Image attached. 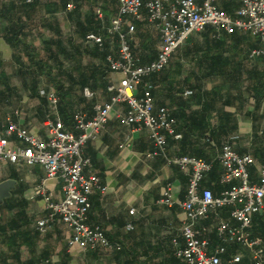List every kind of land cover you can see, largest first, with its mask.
Masks as SVG:
<instances>
[{
	"label": "crops",
	"instance_id": "0c3cea01",
	"mask_svg": "<svg viewBox=\"0 0 264 264\" xmlns=\"http://www.w3.org/2000/svg\"><path fill=\"white\" fill-rule=\"evenodd\" d=\"M28 2L36 4L32 7ZM90 3L94 4V12L99 5L105 11L103 20L95 13L101 22L99 34L105 39L104 47L97 45L107 54L118 56L117 41L107 30L118 2L85 0L83 15L89 12L90 9L84 8ZM215 3L236 16L242 0H215ZM49 4L56 8L53 12L47 11ZM70 4L75 7L71 0L68 9H72ZM19 18L22 20L16 25ZM49 23L53 25L49 27ZM54 25L59 27L60 35ZM124 28L143 63L157 57L160 34L146 13L141 19L128 16ZM12 29L22 39L16 49L4 37L14 32ZM74 30L62 0H0V133L8 128L10 119L20 128L48 138V100L41 95L42 88L54 89L59 94L60 116L66 127L77 133L73 118L76 112L90 119L96 103L110 102V86L117 85L122 75L110 71L106 58L91 55L96 43L79 38ZM66 37H73V41ZM48 39H61L64 46L67 39L69 49L81 47L85 54L80 65L87 67L89 73L91 68L98 67L99 73L86 86L94 92L93 97L85 95L86 87L82 89L79 84L76 70L70 77L59 75L62 68L57 70L56 77L64 88L62 98L54 84L49 81L42 84L47 82L44 75L40 76L39 88L33 86L35 77L20 68L23 62L29 64L23 48L32 45L40 58L51 61L43 55ZM261 45L259 38L238 28L229 32L208 26L187 38L165 71L148 78L154 84L155 108L168 107L176 118V131L181 134L179 139L167 135L164 153L153 154L156 146L148 128L122 124L120 116L129 107L126 102L114 105L99 137L88 141L84 152L91 158V164L86 170L99 175L107 186L105 192L90 195L88 222L101 226L111 241L121 243L123 248L119 251L102 247L83 250L71 244L72 232L60 217L46 231H41L38 221L48 214L47 198L58 201L63 196L61 181L46 180L45 169L39 164L0 162V183L15 181L11 195L0 203V264H179L174 239L183 243L181 228L186 215L180 202L186 197L188 177L168 158L192 155L211 162L212 168L203 184L219 196L232 185L221 181L223 167L218 158L222 145L230 142L240 154L255 158L251 174L252 180L258 182L257 170L264 163V57L254 58L251 51ZM65 58L59 52L56 67L73 70L75 62ZM65 113L69 115L67 118ZM18 142L13 133L10 144ZM40 185L44 186L45 195L36 194ZM168 185L173 206L160 202ZM230 211V206L217 209L202 221L200 227L206 230L200 235L212 247L221 243L216 227L221 219L229 218ZM260 217H254V238L264 237L257 230ZM129 224L133 228H128ZM230 248L233 251L226 255ZM227 252L228 259L236 253L243 254V264L252 257L249 249L235 241L227 244Z\"/></svg>",
	"mask_w": 264,
	"mask_h": 264
},
{
	"label": "built area",
	"instance_id": "2783aa9c",
	"mask_svg": "<svg viewBox=\"0 0 264 264\" xmlns=\"http://www.w3.org/2000/svg\"><path fill=\"white\" fill-rule=\"evenodd\" d=\"M116 1L118 10L107 30L117 41L118 56L110 52L106 60L110 71L118 72L122 77L117 85L110 86L114 92L110 102L96 103L95 114L90 119L84 113L76 112L73 118L77 133L69 130L60 116L59 94L54 89L42 88L40 93L48 100V138L22 129L10 119L8 128L0 133V162L39 164L45 169L46 180L57 179L62 183L63 196L58 201L47 198L48 214L38 221L39 229L46 231L60 217L72 232L71 244H77L83 250L102 247L119 251L123 248L121 243L111 241L101 226L88 222L90 195L97 191L105 192L107 186L102 184L99 175L87 172L91 158L85 155L84 149L88 141L99 137L114 105L126 102L129 107L120 116L122 124L148 128L156 146L153 154L164 153L168 144L167 135L179 139L181 134L176 131L177 121L170 109L166 106L155 108L154 84L148 78L167 69L188 37L204 31L208 26L229 32L238 28L261 41L262 45L254 48L251 56L264 57V0H242L236 16L221 10L215 0ZM72 7L70 4L69 8ZM95 13L99 19L105 18L102 6H97ZM144 13L161 39L157 57L148 63H143L135 53L130 34L124 28L128 16L141 19ZM86 40L101 47L105 44L104 37L95 32L89 33ZM84 93L88 97L94 96L88 87ZM13 133H16L19 142L11 145L10 136ZM218 158L223 167L221 181L232 183L219 196L203 184L212 168L211 162L192 155L168 158L169 163L177 164L188 177L186 197L180 202L186 215L181 228L183 243L174 239L179 264H222L227 244L232 241L249 249L252 257L244 264H264V237H253L254 217L260 215L264 219V163L257 170L258 182H254L251 166L255 165V158L251 154H240L230 142H226ZM171 190V185H168L161 203L174 205ZM36 194H46L43 185L37 188ZM226 206L231 207L230 216L221 219L216 227L221 243L212 247L210 241L200 235L202 230H206L200 227L201 223L213 211ZM128 228L133 226L129 224ZM227 264H243V254L236 253L227 260Z\"/></svg>",
	"mask_w": 264,
	"mask_h": 264
},
{
	"label": "trees",
	"instance_id": "16d2710c",
	"mask_svg": "<svg viewBox=\"0 0 264 264\" xmlns=\"http://www.w3.org/2000/svg\"><path fill=\"white\" fill-rule=\"evenodd\" d=\"M70 2H71V0H62V6H63V9L66 11L67 18L71 21L72 24H74V27H75L74 33L79 38H84V39H86V36L91 32L99 33L100 28H101V22L99 19H97L95 12L92 8L94 6V4L90 3L89 12L86 13L85 15H83L81 12V8L84 5L85 0H73L75 7L72 9H68V5ZM28 4H30L32 7H34V5L36 3L28 2ZM55 9L56 8L54 7L53 4H49L47 7L48 12H53ZM17 20L18 21H16V25H19L20 24L19 22L22 19L19 18ZM52 25L53 24L49 23V27H51ZM53 29L57 33L60 32L59 27L56 25L53 26ZM12 31H14V32H12L11 34H5L4 37H5V40L11 46H13L16 49L22 44V39H20V37H19L20 36L19 32H15L16 30H14V29H12ZM60 34L61 33H58V35H60ZM68 39L71 42L73 41V37H68ZM46 44H47L46 53H47L48 59L51 60L53 63L57 62L58 53L61 52L65 55L66 58L69 55H71V59H72V61L75 62V65L73 66V70H69V69H66L63 67H60V68L57 67L56 68V66H54L51 63V61H45L43 58H40L37 54L36 49L34 47H32V45L30 46L29 44H27V45H25L23 50L25 52L26 57L29 60V64L25 65V63L23 62L21 64V66L24 68H22V67H20V68L22 70H25L26 72H28L31 76L35 77L34 78L35 81H34L33 86L35 85L36 87L38 86V88H39L40 76L46 75L49 77V82L54 84V86L60 90V93H62V96H61V98H62L64 96V91H63L64 88L62 86L61 81H59L56 77V76H58L59 69L62 68V70L59 71V75L68 76V77H70L72 75V73L74 72V70H76L78 72V76L80 78L79 84H81L82 89L90 84L89 83L90 78L96 77V75L99 73L98 67L91 68L92 70L89 73L87 67H82L80 65V61L83 57V54H85L84 51L81 49V47H75L74 46V49L72 50V53L70 54L68 52L69 50H67V48H65V46L63 45V41L61 39H48V40H46ZM53 46L54 47L57 46V49L55 50ZM87 51L91 52L89 50H87ZM91 55L96 56V57H101L103 60L106 58L107 53L104 52L96 44L95 48L91 52ZM108 67H109V65H108ZM3 83L5 84L6 88H8L7 80H4ZM46 89L48 90V88H46ZM113 94H114V92H112V94L110 96V100H111V97ZM43 97L46 98V96H43ZM61 110H62V108H61ZM64 115L66 118L69 116L68 113L67 114L65 113ZM254 222H256L255 219H254ZM257 223H258V225H257L258 229L257 230L261 231L262 234H264L263 216H261L259 219H257ZM232 251H233L232 248H230L226 255H228ZM226 255L224 254L222 256V260H223L222 264H227L228 257Z\"/></svg>",
	"mask_w": 264,
	"mask_h": 264
},
{
	"label": "water",
	"instance_id": "95a60500",
	"mask_svg": "<svg viewBox=\"0 0 264 264\" xmlns=\"http://www.w3.org/2000/svg\"><path fill=\"white\" fill-rule=\"evenodd\" d=\"M15 181L13 180H6L0 183V203L3 202L5 197L11 195V189L13 188Z\"/></svg>",
	"mask_w": 264,
	"mask_h": 264
},
{
	"label": "rangeland",
	"instance_id": "374dc122",
	"mask_svg": "<svg viewBox=\"0 0 264 264\" xmlns=\"http://www.w3.org/2000/svg\"><path fill=\"white\" fill-rule=\"evenodd\" d=\"M85 5L87 6L88 4H85ZM87 7H88V8H84L85 11L88 10V9H90V8H89L90 5H88ZM68 26H69V25H66L65 27H68ZM66 38H68V37H66ZM65 43H66V44H65L66 48L69 50L68 52L71 54L73 49H72V48L69 49V46H68L69 44H68V40H67V39H65ZM43 55L46 56L47 53H43ZM61 55L64 56L63 53H61ZM68 57H69V58H68ZM68 57H67V60L72 61V59H71V55H69ZM65 59H66V58H65ZM53 65L56 66V63L54 62ZM56 68H57V67H56ZM56 72H57V71H56ZM44 77H45V79L47 80V82L44 81L45 83H42V84H45V85L49 84V82H48V81H49V77L46 76V75H44ZM50 85H53V84L50 83ZM53 86H54V85H53Z\"/></svg>",
	"mask_w": 264,
	"mask_h": 264
}]
</instances>
